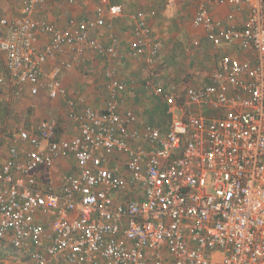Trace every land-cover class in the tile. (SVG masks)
<instances>
[{"label": "built area", "instance_id": "1", "mask_svg": "<svg viewBox=\"0 0 264 264\" xmlns=\"http://www.w3.org/2000/svg\"><path fill=\"white\" fill-rule=\"evenodd\" d=\"M196 1L192 24L213 47L236 44L249 55H223L209 84L187 88L183 101L155 88L170 115L182 113L165 132L119 110L134 82L111 66L103 110L67 100L77 132L70 140L56 139L46 120L13 134L18 146L0 168V242L29 264H264V0H226L249 13L241 28L224 29ZM40 3L26 0L19 19L0 21V52L16 98L44 92L55 100L66 95L60 75L83 65L85 51L118 59L115 39L105 47L90 33L122 9L97 6L92 20L60 30L31 18ZM133 31L130 56L152 65L160 45L143 12ZM39 34L49 37L42 46ZM122 156L119 171L111 163ZM68 157L74 170L56 190L51 168Z\"/></svg>", "mask_w": 264, "mask_h": 264}, {"label": "crops", "instance_id": "2", "mask_svg": "<svg viewBox=\"0 0 264 264\" xmlns=\"http://www.w3.org/2000/svg\"><path fill=\"white\" fill-rule=\"evenodd\" d=\"M26 0H0V21L3 19H19L22 16L23 3ZM42 3L34 7L32 19L45 21L62 30L68 26L71 19L77 21L90 19L95 16L97 6L108 7L120 5L122 12L114 18H107L109 26L99 27L90 33L98 43L105 47L116 40L118 59L99 57L93 51H85L83 65L72 67L60 75V81L65 89V97L55 100L47 98L44 92L37 96L21 93L20 100L6 102V89L12 88L6 75V58L0 52V168L8 155L11 146H18L13 136L8 132L17 127L16 118L9 119L8 112L14 114L18 108L30 111V120L25 123V129L36 127L39 120H50L56 125V139L70 140L76 135V127L69 118L67 100L74 102V108L90 107L103 110L109 100L107 80L104 72L108 67H114L118 78L133 85L120 93L119 110L132 111L139 125L148 123L165 132L173 117H180L181 111L168 112L164 99L155 93L160 88L164 93L171 95L177 101H183L185 91L189 87H203L209 84L211 73L218 68L219 60L223 55L246 57L249 55L239 45H222L213 47L202 28L192 24L193 17L198 10L196 0H41ZM208 8L209 15L218 21L221 28L234 26L241 28L248 16V9L241 5L239 9L230 5L226 0H200ZM143 12L151 29L153 39L160 45L155 62L148 66L144 58H135L129 54V43L133 37L135 16ZM235 15L228 21L227 15ZM6 30L0 25V36ZM48 35L39 34V46L48 41ZM248 52V51H247ZM246 55V56H245ZM71 60L69 53L65 56ZM45 69H48L45 67ZM150 82L149 85L146 82ZM72 110V109H71ZM10 121V122H9ZM141 146L147 147L146 143ZM126 157H119L112 161L111 166L123 171ZM74 170V161L71 157L55 161L51 168L52 185L54 189L63 180V175ZM120 173V172H119ZM117 200H123L119 195ZM50 222L47 219L46 224ZM23 257L29 264V257L21 251L12 249L8 243L0 242V264H9L7 255ZM20 259V258H19ZM21 260V259H20ZM15 258L12 264H21ZM55 262H51L54 264Z\"/></svg>", "mask_w": 264, "mask_h": 264}, {"label": "rangeland", "instance_id": "3", "mask_svg": "<svg viewBox=\"0 0 264 264\" xmlns=\"http://www.w3.org/2000/svg\"><path fill=\"white\" fill-rule=\"evenodd\" d=\"M5 91H6V96H7L6 102L8 101V102H10L12 104L13 101L20 100V98H16V96L13 95V93L10 91V89L7 88ZM16 111L17 112L15 114L13 113L14 111L12 109H10L9 112H8L9 119L11 118V119L14 120L16 118L15 123L18 126L17 127H13V129H11L8 132L7 136L12 135L13 133L17 132L19 129H25V123L27 122V120H30V111L28 109L18 108ZM44 120H47V119H44ZM41 121H43V120H39L38 123H40ZM32 129H35V128L33 127ZM1 142H0V146H2L1 144H3ZM12 256L17 258V260H20L18 257H16V255L8 254L7 257L10 258V260H9L10 263L9 264H12L13 262H15L14 261L15 259H13ZM21 261H22L21 264H26L25 262H23L22 259H21Z\"/></svg>", "mask_w": 264, "mask_h": 264}, {"label": "clouds", "instance_id": "4", "mask_svg": "<svg viewBox=\"0 0 264 264\" xmlns=\"http://www.w3.org/2000/svg\"><path fill=\"white\" fill-rule=\"evenodd\" d=\"M43 121H45V120H43ZM46 121H50V120H46ZM41 122H42V121H41ZM41 122H40V123H41ZM40 123H38L37 126L34 127L35 129H32V128H33V127H32V128H28V129H19V130H25V131H32V130H34V131H35V130L37 129V127L39 126ZM19 130H18V131H19ZM18 131H17V132H18ZM17 132H16V133H17ZM13 134H14V133H13ZM13 134H12V136H13ZM13 138H14V136H13ZM14 140H15V139H14ZM2 242H5V241H2ZM5 243H6V242H5ZM8 245H9V244H8ZM12 257H13V259H15L14 256H12ZM16 257H18V258H20V259H22V260H25V259H24L23 257H21V256L16 255ZM20 261H21V260H20Z\"/></svg>", "mask_w": 264, "mask_h": 264}]
</instances>
